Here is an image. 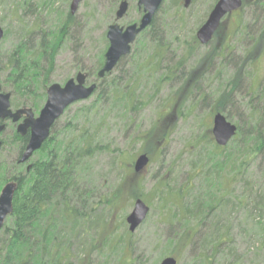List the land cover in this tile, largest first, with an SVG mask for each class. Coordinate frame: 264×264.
<instances>
[{
  "label": "trees",
  "instance_id": "trees-1",
  "mask_svg": "<svg viewBox=\"0 0 264 264\" xmlns=\"http://www.w3.org/2000/svg\"><path fill=\"white\" fill-rule=\"evenodd\" d=\"M169 1L166 17L159 21L156 12L151 24L138 35L131 52L122 57L110 73L97 79L108 46L106 37H102L105 46L93 59L89 58V65L83 64L77 69L87 75L88 81L96 82L90 97L93 100L81 106L73 117L68 118L69 113L65 111L28 162L18 163L28 136L17 133L11 123L1 132L4 137H1L0 155L7 151L11 156L7 162L0 157V190L7 181H14L16 191L12 213L0 230V264H112L109 255H114L118 249L122 250L121 258L113 264H134V259L126 262L122 258L131 244L128 228L120 236H116V229L106 235L105 231L108 218L121 211L123 202H133L142 195V182L133 170L136 157L133 159V154L112 148V142L106 141L104 128L98 130L95 125L105 127L113 118L125 119L131 128L135 121L129 115L146 108L165 86L170 89L153 121L144 130L136 129L130 141L141 145L139 154L158 155L178 120L197 108L216 109L237 125L235 136L225 146L215 143L210 123L200 125L189 144L192 156L186 181L178 186L168 177L150 189L152 199L161 207L162 222L171 234L174 228L183 231L178 238L169 237V243L186 248L208 218L213 219L219 212L222 214L216 218L212 229L217 234L204 237V244L211 243L214 253L230 235L228 227L221 224L225 215L241 207L248 218L254 212L263 216L264 182L260 181L254 191L250 172L256 166L264 176V83L253 92L247 87L245 97L240 89L257 46L261 41L264 43V0H242L239 11L249 10L251 23L240 22L243 29H240L239 43L245 38L251 43L243 48L240 58L233 56L238 43L232 42L234 37L213 51L208 47L202 54L196 53L200 46L196 36L191 35L187 42L181 40L179 34L186 27L185 10L198 0ZM215 1H208L205 13ZM116 2L110 0L108 17H115ZM161 9L162 4L157 11ZM202 18H197L195 27L202 24ZM43 24L34 22L31 27L20 29L8 54H0V83L3 91L11 94V107L41 109L46 90L52 84L57 54L67 41L76 38V23L70 11L51 27H43ZM250 25L259 30L258 38L250 35ZM173 45L184 50V54L175 63H165L174 53ZM188 60L190 65L186 70ZM225 67L232 70L227 79H220L215 89L200 88V83L208 79L212 70H217L215 78L219 79ZM62 117L68 119L59 126ZM100 155L109 159L107 176L102 170L93 174L92 160ZM111 175L112 184L108 178ZM239 184L243 185V191L237 196L233 190ZM229 206L230 213H226ZM122 223L126 224L124 217ZM222 227L223 232H220ZM90 232L97 237H90L87 245L84 239ZM97 239L102 240L100 246ZM104 250L108 252L105 258L94 263L93 252ZM213 259L206 255L201 262L212 264Z\"/></svg>",
  "mask_w": 264,
  "mask_h": 264
},
{
  "label": "rangeland",
  "instance_id": "rangeland-1",
  "mask_svg": "<svg viewBox=\"0 0 264 264\" xmlns=\"http://www.w3.org/2000/svg\"><path fill=\"white\" fill-rule=\"evenodd\" d=\"M120 1L121 0H117L114 11L117 9ZM208 1L209 0H198L192 8L185 10L184 16L186 19H184L186 20V27L185 29L182 28L183 30L179 34L181 40L189 42L191 40V35L195 36L196 30L199 27L194 26L197 22V18L203 17L201 20L203 23L211 10L205 13ZM136 2L137 0H128V10L125 16L118 20L117 23L119 25L126 26L139 20L141 13H139ZM109 3L110 0H83L80 3L77 11L74 13L76 38L72 37L67 41L57 54L55 70L51 76L52 83L56 82L63 84L66 79L76 74L80 66L83 64H85V66H87V64L89 65L91 62L89 58H94L99 49L105 46L102 37H105L107 26L114 22V16L113 18L107 16ZM69 4L70 0H0V26L4 33L7 31V36L3 37L0 41V54H8L11 45L15 42L16 33L20 32V29L31 27L34 22L39 24L45 23L42 25L43 27H51V24H56L57 21L69 11ZM169 4V0H164L162 9L157 11V18L159 21L162 20L163 17H166L165 11H168L166 6ZM250 19V12L249 10L246 11V9L226 15L216 29L217 34H213L211 43H209V45L199 44L200 46L196 53L202 54L208 47H210L209 49L212 48L209 51H213L214 48L222 46L226 41L229 43V40L231 41L234 37L232 42L236 41L238 43L233 49V56L240 58L243 48L247 47L249 42L251 43L247 38L244 39V42L239 43L241 40L240 29H243L240 27V22L242 24H250ZM250 28H252L249 31L251 32L250 35L254 38H258L259 30L255 27L253 28L252 25H250ZM172 47L174 48V53L166 58L164 61L165 63H175L184 54V50L180 47L176 45ZM256 49L257 51L253 57V62L247 70L248 73L246 74V78L243 79L241 83L240 91L244 97L246 96L247 87H249L250 92H253L259 85L264 83L263 41H261ZM189 65L190 60L185 64L186 70ZM216 71L217 70H212L207 76L208 79L200 83V88L202 90H204L206 86H210V90L215 89L220 79L224 81L232 74L231 68L225 67L224 71L219 74L220 78L216 79ZM147 87L150 88L149 83ZM169 89L168 86H165L159 97L153 100L146 108L129 115L131 120L134 119L135 121L131 128H128L127 124L129 122L125 123V119L116 120L112 118V121L105 127L96 124V129L100 130L104 128V132L107 135L106 141L109 139L112 142V148L116 147L119 150L125 151L126 154H133L134 159L137 154H139L141 145L138 143L131 144L130 141L136 135V129L144 130L151 124ZM91 100H93V98H88L87 100L69 106L67 110H65L66 113H69L68 118L73 117L74 113L81 106L89 105ZM38 111L39 110H35V113L37 114ZM216 111L218 112L216 109L212 111L210 107H202L195 109L189 114L186 113L183 115L178 120L173 133L168 138L166 146L158 155L156 153L151 154V157L149 156L150 163L138 173V180H140L143 185L141 191L142 195L139 198L148 205L149 212L143 223L134 232H131L129 236L131 244L122 255V258L125 259L126 262L134 259V264H159L164 257L172 256L177 260V264H203L201 260L207 255L208 259L214 257L212 264H232L236 261H239L238 264H264V214L259 217V215L254 212L252 217L248 218L243 208L238 207L230 213L231 206H229L226 213L230 214L224 216L225 219L221 224L222 226L226 225L228 227L230 235L229 238H224V243L217 247L214 253L210 248L211 243L205 242L204 244V237L208 238L209 236H215L217 234V232L213 233L212 229L214 228L216 218L222 214L219 212L216 213L213 219L208 218L206 223L201 227L199 234L192 239L190 245H187V247L183 249L180 248L179 245L169 243L168 241L169 237L174 239L178 238L179 234L183 231L179 228H174L171 234L169 228L162 222L161 207L157 204V200H153V196L149 194L153 186L168 177L171 179L173 178L178 186L186 181L188 178L186 172L189 169V161L192 156V154L189 153L191 150L189 144H192L191 140L199 130L200 125L211 124L212 116ZM64 113L62 116H64ZM68 118L62 117L59 126L66 123ZM228 120L236 125L234 120ZM77 125L79 124L77 123ZM10 156L11 155L8 154L7 151H3L0 155L5 162L10 159ZM108 160L106 155L95 156L92 160L94 166L93 174L95 175L96 170H102V172L106 174L105 176H107L109 167ZM9 175L10 174H7V176ZM250 175L255 184V191L259 187L260 181L264 182V176L256 170V166L252 168ZM108 178L110 184H112L113 176L111 175ZM250 180L252 181L251 178ZM106 181L108 182V179H106ZM242 191L243 185L239 184L236 189L233 190V194L240 196ZM123 203L125 204L121 206V211L114 217L111 216L108 218L109 223L105 235L110 230H113L112 232L116 231V236H120L124 230H127L128 224L126 223L124 225L122 223V217L125 219L132 210L133 202H128L126 200ZM105 218L106 215H104L103 219ZM223 228L224 227H222L220 232H223ZM90 237L96 238L97 235L90 232L89 236L84 239L87 245L91 241ZM100 239H103V237H100ZM97 242L100 246L102 240L97 239ZM229 246L231 248H228ZM121 251L122 250L118 249L117 253L109 255L112 264L116 263L119 258H121ZM107 253V250H104L102 253L94 251L91 259L94 263H98L105 258Z\"/></svg>",
  "mask_w": 264,
  "mask_h": 264
},
{
  "label": "water",
  "instance_id": "water-1",
  "mask_svg": "<svg viewBox=\"0 0 264 264\" xmlns=\"http://www.w3.org/2000/svg\"><path fill=\"white\" fill-rule=\"evenodd\" d=\"M83 0H70L69 11L74 14ZM164 0H137V7L142 10L138 22L121 26L117 22L122 19L128 10V1L121 0L115 11V22L106 28L105 37L108 46L104 53V62L97 71V79H102L110 73L120 59L131 52V47L137 36L144 31L152 22L154 15ZM243 4L242 0H216L205 21L196 30L195 36L201 45L211 42L213 34L218 28L221 20L228 14L237 11ZM4 31L0 26V41ZM96 89V82H87V75L78 71L73 77L67 79L63 84L52 83L46 90V100L34 116L32 109L19 108L12 110L9 92H3L0 84V134L5 129L4 120L10 119L17 122L22 115L25 118L17 125V131L24 134L29 130V140L22 152L18 163H26L35 151L39 150L43 142L48 138L51 127L65 110L74 103L87 100ZM237 126L230 122L227 117L216 112L211 120V134L218 146H225L236 134ZM2 143L0 140V149ZM149 164V157L145 153L136 156L133 162V170L141 172ZM16 191L14 181L6 182L0 190V230L3 228L7 217L12 213L13 197ZM149 212L148 205L141 199L133 201L132 210L125 217L128 230L134 232L145 220ZM159 264H177L172 256L164 257Z\"/></svg>",
  "mask_w": 264,
  "mask_h": 264
},
{
  "label": "flooded vegetation",
  "instance_id": "flooded-vegetation-1",
  "mask_svg": "<svg viewBox=\"0 0 264 264\" xmlns=\"http://www.w3.org/2000/svg\"><path fill=\"white\" fill-rule=\"evenodd\" d=\"M128 1V0H127ZM139 9V8H138ZM140 10V12H141V15H142V10L141 9H139ZM141 15H140V17H141ZM140 19V18H139ZM139 21V20H138ZM137 21V22H138ZM134 23V22H133ZM1 84V83H0ZM1 89H2V87H1ZM2 91H3V89H2ZM3 92H5V91H3ZM10 98H11V96H10ZM12 108V110H16V109H19V108H30V109H32L31 107H26V106H20V107H11ZM32 111H33V114H34V116H37L38 115V113L36 114L35 113V111L32 109ZM39 112V111H38ZM25 118V115H22L21 117H20V119L17 121V122H12L10 119H6V120H4V123H5V129L4 130H7V128H8V123H11L12 124V126L14 127V129L16 130V132L17 133H19L18 131H17V125L19 124V123H21L22 121H23V119ZM3 130V131H4ZM2 131V132H3ZM20 134V133H19ZM21 136H28V139H27V143H28V140H29V130H27L23 135L22 134H20ZM1 137H4V134L3 135H0V140H1ZM27 143H26V145H27ZM26 145H25V147H26ZM25 147H24V149H25ZM24 149H23V151H24Z\"/></svg>",
  "mask_w": 264,
  "mask_h": 264
}]
</instances>
